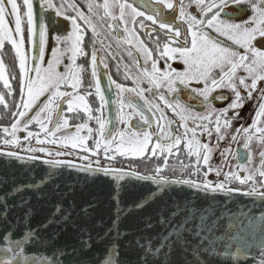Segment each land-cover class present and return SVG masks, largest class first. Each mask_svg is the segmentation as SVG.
Instances as JSON below:
<instances>
[{"label":"snow or ice","instance_id":"snow-or-ice-1","mask_svg":"<svg viewBox=\"0 0 264 264\" xmlns=\"http://www.w3.org/2000/svg\"><path fill=\"white\" fill-rule=\"evenodd\" d=\"M230 5L235 6L237 12H243L245 9L240 6L246 5L251 15L239 23L231 17L223 19L222 14L228 15L224 9ZM39 7L71 24L70 32L55 35V44L50 49L49 24L42 16L37 24L34 0H0V50L9 44L18 66V71L15 66L10 70L0 58V107L11 117L10 123L0 128V143L5 148H19L25 153L19 155L9 150L3 155L21 161H35L38 159L35 153H43L45 157H51L44 159L43 163L52 167L67 166L84 172L111 174L118 179L133 177L150 181L160 191L180 185L204 192L258 195L264 200V0H188L187 3L185 0H153L152 3L146 0H84L83 6L78 0H59V3L57 0H39ZM193 8L196 11L190 12L189 9ZM165 11L172 13L171 19H165ZM89 30L93 37L91 52L84 45L85 34ZM121 30L124 37H116L117 46L127 44L128 56L133 57V49L139 56L133 60L135 74H131L125 65L124 79L131 80L132 87H126L109 76V84L114 85L117 95V100L113 101L117 104V123L125 125V129L113 133L108 128L112 121L104 116L109 101L98 76V65L103 64L105 69L108 65L98 56L95 41L101 32L108 35ZM140 33L147 39L141 38ZM26 43L32 50L31 55ZM105 47L106 54L116 59L111 46L101 43V48ZM48 52L50 58L46 61ZM79 57H85L90 63V85L94 86V94L99 100L97 107L88 100L93 95L91 87L82 91L83 74L88 68L77 63ZM174 60L184 65L183 71H176L168 63ZM160 61L164 62L167 70H161L158 66ZM120 63L117 59L118 72ZM145 83L147 88L141 86ZM223 90L231 92L232 96H227ZM182 91H187L193 99L202 97L199 103L206 111L203 114L195 112L191 105L182 102L179 98ZM146 92L153 94L155 102L146 98ZM126 93L135 94L143 104L126 100ZM213 93L216 95L212 96ZM172 94H177L175 99L169 98ZM229 99L231 102L227 107L212 106L214 101ZM251 100L257 101L251 123L247 127L235 128L231 141L244 139L243 147L249 164L254 162L251 144L255 141L260 149L258 166L237 165V171L229 168L227 172L219 166L214 168L211 164L214 150L227 138L232 121L239 117L238 110ZM125 109L129 111L125 112ZM230 110L233 112L231 117L228 115ZM168 111L172 117L167 115ZM81 112L83 121L74 125V132L68 131L70 123L66 113L79 115ZM135 116H139L140 123L132 125L131 120ZM93 120L96 128L89 126ZM32 125H36L37 130H32ZM20 132L25 133L23 142L18 135ZM203 136L208 137L206 142H202ZM213 138L215 144L212 143ZM33 140L39 147L32 145ZM89 141H92L91 146ZM44 145L72 151L53 152ZM73 152L78 160L87 163L75 164L70 160L56 159ZM101 153L107 161L119 155L147 157L156 163L145 174L124 172L104 167L99 159ZM181 153L186 154L187 164L181 159ZM220 154L223 157L232 155L230 148ZM90 157L97 158L93 161ZM172 157L179 163V177L175 166H171V176L166 174ZM221 163L227 167V158ZM213 172L223 179L215 183L209 181L208 177ZM201 175L202 180L193 179ZM233 183L237 187H232ZM143 206V202L136 205L138 208ZM177 215V211H173L169 218L161 214L158 223L162 231L156 237L159 242L154 245L153 237L138 238V246L146 257L161 253L167 256L170 250L178 249L185 255L195 252L204 259V264H208L209 248L216 252L215 247L209 245L206 248L200 243L203 240L201 233H189L187 218L177 221ZM153 226L149 217L146 227ZM243 227L241 222V231ZM32 239V230L18 239L10 230L0 235V253L3 254L0 264H38L35 258L26 254V246ZM194 243L197 245L195 248ZM114 255V249H108L102 264H119L113 259ZM39 264L58 262L40 260ZM193 264H200V260L194 259Z\"/></svg>","mask_w":264,"mask_h":264},{"label":"water","instance_id":"water-1","mask_svg":"<svg viewBox=\"0 0 264 264\" xmlns=\"http://www.w3.org/2000/svg\"><path fill=\"white\" fill-rule=\"evenodd\" d=\"M9 150L25 155L0 148V235L10 230L18 239L32 230L26 254L38 264L40 260L102 264L110 248L119 264H145L146 260L147 264H193L194 259L204 264L195 252L185 255L173 249L167 256L146 257L138 246L137 239L147 237L157 244L160 216L169 218L173 211L178 212L177 221L187 218L189 233H201L200 243L215 247L216 252L209 248L208 264H264V200L258 195L204 192L180 185L160 191L150 181L43 163L51 157L36 155L35 161H21L3 155ZM141 202L144 206L136 207ZM149 217L152 228L146 227Z\"/></svg>","mask_w":264,"mask_h":264},{"label":"flooded vegetation","instance_id":"flooded-vegetation-1","mask_svg":"<svg viewBox=\"0 0 264 264\" xmlns=\"http://www.w3.org/2000/svg\"><path fill=\"white\" fill-rule=\"evenodd\" d=\"M129 2H131V0H129ZM146 2L152 3L153 0H146ZM187 2H188V0H185V3H187ZM57 3H59V0H57ZM78 3L81 6H83L84 0H78ZM136 6L138 8L140 7L139 2H137ZM240 7L245 9V10L243 12H237L236 7L230 5L228 8L224 9V13H227L228 15L222 14V18L223 19H229L231 17L237 23L241 22L242 20H246L251 15V12L249 9H247L246 5H241ZM84 10L86 11V8ZM141 10H145V9H141ZM34 11L36 13L37 24H39L41 16L43 17L44 22L49 24V32H50V39H49V45H48L49 49L55 44V39H54L55 35H57V34L65 35V34H67V32L71 31L70 21L64 20L62 17L56 18L54 13L51 11H47V12L42 11L39 7V0H34ZM189 11L195 12L196 10L193 8V9H189ZM164 15H165V19H171L172 13L169 11H165ZM146 23L150 24V22H146ZM129 27H131V25H129ZM213 35H214V33H213ZM25 36L27 37V33H25ZM117 36H119L121 39H123V37H124L123 31L121 30L119 32H111L108 35H105L103 32H101V35L95 41V47L98 50V56L102 57L104 59V63H106L108 65L107 69H105L103 64L98 65V76H99V80H100L101 89L105 95V98L109 101L108 107L104 110V116L106 119L112 121V123H110L108 125V128L111 129V131L113 133H115L116 131H118L120 129H125V125L117 123V104L113 103V101L117 100V95H116V90L114 88V85L109 84V76H111L112 80H115L116 82L122 83L126 87H132L131 80H125L124 79L125 65L128 66V71L131 74H135L136 68H135V65L133 63V60L139 56V53H137L135 51V49H133V57L130 58L127 54V49L129 46L127 44H121L118 47L117 43H116V37ZM140 36H141V38H143L145 40L147 39L146 37H144L143 33H140ZM101 43H103V45H105V46H108V45L111 46V51L116 55V59H113L111 56H108L106 54L107 53V47L102 49ZM84 45H85L86 50L88 52L92 51L93 37H92V32L90 30L85 34ZM149 47H152V45L150 43H149ZM26 48L29 52V55H31L32 50L30 47H28L27 43H26ZM0 58L3 59V56ZM49 58H50V52L46 53V57H45L46 61ZM117 59H119L121 61L119 72L117 71V66H116L117 65ZM77 63L84 65L85 67L88 68V71L83 74L82 91L87 90L91 87L93 95L88 97V100L93 107H97L99 105V100L97 99V97L94 94V92H95L94 86L90 85V82H92V77L90 74V72H91L90 63L85 57H79L77 59ZM168 63L171 64L172 68H174L176 71H183L184 70V65L179 60L169 61ZM140 64L143 65V59L142 58H140ZM15 65H16L17 71H18L17 63ZM158 66L161 68L162 71L167 70L163 61H160ZM149 67H150V65H149ZM61 70H63V65L61 66ZM262 84H264V82H262ZM141 86L144 88L148 87V85L146 83L142 84ZM223 91L225 92V94L227 96H229V97L232 96L231 92H229L227 90H223ZM176 95L177 94H172L169 98L175 99ZM215 95H216V93L212 94V96H215ZM145 96L147 99L155 102L156 98L153 96L152 93L146 92ZM125 97H126V100H131L134 103L143 104V101H140L139 98L135 94L126 93ZM179 98L181 99L182 102H184L188 105H191L193 111H195V112H199V113L203 114L206 111V109H204L202 107V105L199 103V101L202 100V97L193 99V98H191V96L188 94L187 91H182L179 93ZM210 99H211V97H210ZM230 102H231L230 99L225 100V101H214L212 106L215 108H224V107H227V105ZM256 103H257L256 100L248 101L241 109L238 110L239 111V117L232 121V128L230 130H228L227 138L224 139L223 141H221L219 144V147L216 148L213 152L211 164L213 165L214 168L219 166L223 169L224 172H227V171H229V168H231L232 171H237L238 170L237 165H247V167H249V168H254V167L258 166V153H259L260 149H259V145H257L255 141H253V143L251 144V150L254 154V162L252 164H249L247 159H246L247 152L243 147L244 139L241 137L238 139L237 142L231 141V135L234 133L235 128L240 127L241 125L247 127L251 123V119L254 116V108L256 106ZM33 111H35V109ZM127 111H129V110L125 109V112H127ZM146 114L151 116V113L146 112ZM30 115H31V113H30ZM66 115H67V117L69 119V123H70V128L68 131L74 132V130H75L74 125L83 121L84 114L81 112V113H79V115H77L76 113H66ZM167 115L169 117H172L171 111H168ZM228 115L231 117L233 115V112L230 110L228 112ZM176 119H178V118H176ZM138 123H140L139 116L133 117V119L131 120V124L137 125ZM189 125L191 126V121H189ZM89 126L93 127V128L97 127L94 120L89 122ZM36 130H37V127H36ZM180 131H182V129ZM81 134L86 135V133H81ZM18 135L21 137V140H23L25 133L20 132V133H18ZM201 140H202V142H206L208 140V137L203 136V137H201ZM212 143L215 144L214 138H213ZM91 144H92V141H89V146H91ZM2 145L3 144L1 143L0 146H2ZM32 145L37 146L35 144H32ZM37 147H39V146H37ZM44 147L51 149L53 152H55L57 150L68 151V152L72 151L71 149H59L53 145H44ZM1 148H5V147L3 146ZM229 148L231 150L232 155H227L226 157L221 156L220 153L224 152L225 149H229ZM13 149H15V148H13ZM35 155L44 156L43 153H35ZM83 155H88V154L83 153ZM56 158H68V159H74L77 161H81V160H78L76 158L75 152H73L72 155L61 156V157H56ZM96 158L97 157H90V159L93 161ZM225 158H227V160H228V166L227 167L224 166L223 163H221ZM99 159H100L103 166H117V167L130 168V169H134V170H137L140 172H145V173L149 172V170L152 167H154L155 163H156V161L154 159L149 160L147 157H145V158L134 157V156L122 157L119 155H117L114 160L107 161L104 159V156L102 153H101ZM181 159L183 160V162L185 164L188 163V158H187L185 153H181ZM82 162L87 163V161H82ZM255 163H257V164H255ZM171 166H175L176 176L179 177L181 170H180L179 163L175 159V157L170 158V168L166 170V174L169 176L172 175ZM241 174L244 175L245 173H241ZM193 179L199 181V180L203 179V176L201 175L199 177H193ZM222 179H223V176L217 177L214 172L212 175H210L208 177V180L213 182V183H215L219 180H222ZM232 187H237V184L233 183Z\"/></svg>","mask_w":264,"mask_h":264},{"label":"trees","instance_id":"trees-1","mask_svg":"<svg viewBox=\"0 0 264 264\" xmlns=\"http://www.w3.org/2000/svg\"><path fill=\"white\" fill-rule=\"evenodd\" d=\"M0 52H2L3 55H5L6 58L4 59V62L9 67L10 70H12L14 66L16 67V65H15L16 62H15V58H14V51L11 49V46L9 44L6 43L4 48ZM16 70H17V67H16ZM2 112H3L4 116L8 115L4 109ZM8 117H10V116L8 115ZM9 123H10V121L8 123H6V121H3V123H0V124H1V126L2 125L7 126Z\"/></svg>","mask_w":264,"mask_h":264},{"label":"rangeland","instance_id":"rangeland-1","mask_svg":"<svg viewBox=\"0 0 264 264\" xmlns=\"http://www.w3.org/2000/svg\"><path fill=\"white\" fill-rule=\"evenodd\" d=\"M1 51V50H0ZM6 57H5V55H3V60L5 59ZM16 62V61H15ZM17 63V62H16ZM15 63V64H16ZM0 89H2V83H0ZM3 108H1L0 107V123H3V121H6V123H8L10 120H11V118L10 117H8V115H6V116H4L3 115ZM2 121V122H1ZM2 127H4V125H2L1 126V124H0V128H2ZM36 125H32V130H36ZM22 142H23V140H22ZM32 144H35V140H33L32 141ZM0 145H1V143H0ZM25 145H26V142H25ZM27 146V145H26ZM0 147H3V145L2 146H0ZM11 149H13V148H11ZM15 149H17V150H20L19 148H15ZM21 151V150H20ZM255 164H257V163H255Z\"/></svg>","mask_w":264,"mask_h":264}]
</instances>
